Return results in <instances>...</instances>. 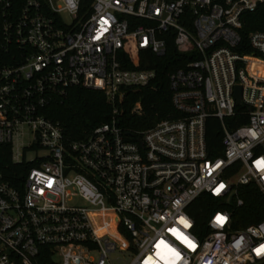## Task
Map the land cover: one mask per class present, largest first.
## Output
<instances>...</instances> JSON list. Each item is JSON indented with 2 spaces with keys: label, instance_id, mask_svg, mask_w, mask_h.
<instances>
[{
  "label": "built area",
  "instance_id": "obj_1",
  "mask_svg": "<svg viewBox=\"0 0 264 264\" xmlns=\"http://www.w3.org/2000/svg\"><path fill=\"white\" fill-rule=\"evenodd\" d=\"M262 3L0 0V149L35 163L16 185L0 168V264H264V204L244 225L240 192L264 200V30L243 33ZM172 46L175 113L126 132V95L158 76L148 53ZM74 86L102 91L113 113L71 140L47 110ZM204 193L219 201L206 234L188 211Z\"/></svg>",
  "mask_w": 264,
  "mask_h": 264
},
{
  "label": "trees",
  "instance_id": "obj_2",
  "mask_svg": "<svg viewBox=\"0 0 264 264\" xmlns=\"http://www.w3.org/2000/svg\"><path fill=\"white\" fill-rule=\"evenodd\" d=\"M17 3L20 0H16ZM244 36L253 30H264V3L260 4L255 12L244 15ZM150 67L156 68L157 78L153 83L141 90H135L128 93L122 104L121 126L126 132L143 131L165 118L175 113L172 106V91L169 87V74L176 67L182 65L175 47L169 49V56L155 57L149 54ZM179 56V57H178ZM145 63L142 64L144 66ZM64 98L56 101L48 108V113L55 121H59L65 129L66 135L71 140L86 138L92 132L95 126L108 122L113 110L111 104L107 101L106 95L99 90L87 89L81 86H74L67 92ZM140 100L142 102L143 113L141 115L132 112V106ZM245 122V120H244ZM242 123L241 121L238 124ZM206 140L209 148L212 150L218 147L214 154H221L222 149V124L215 118L207 120ZM11 147L3 145L0 149V168L4 169L7 179L14 185L24 181V177L35 163H13L11 161ZM242 196L246 200V205L241 210L250 213L247 225L257 219V211L264 204L261 193L255 186L241 188ZM219 201L209 193L200 195L189 208V212L195 222V230L200 233H207V220L212 213L218 209ZM254 216V217H253ZM239 226V225H238Z\"/></svg>",
  "mask_w": 264,
  "mask_h": 264
},
{
  "label": "rangeland",
  "instance_id": "obj_3",
  "mask_svg": "<svg viewBox=\"0 0 264 264\" xmlns=\"http://www.w3.org/2000/svg\"><path fill=\"white\" fill-rule=\"evenodd\" d=\"M43 153V150L40 151H31L29 150L26 154L27 159H31L34 158L35 156L41 155Z\"/></svg>",
  "mask_w": 264,
  "mask_h": 264
},
{
  "label": "water",
  "instance_id": "obj_4",
  "mask_svg": "<svg viewBox=\"0 0 264 264\" xmlns=\"http://www.w3.org/2000/svg\"><path fill=\"white\" fill-rule=\"evenodd\" d=\"M236 92H235V97H236V100L239 101L241 99V96H242V89L240 86H236Z\"/></svg>",
  "mask_w": 264,
  "mask_h": 264
}]
</instances>
